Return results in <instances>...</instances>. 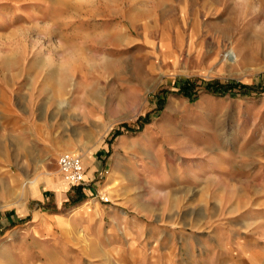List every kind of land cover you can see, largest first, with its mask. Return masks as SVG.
<instances>
[{
  "label": "rangeland",
  "instance_id": "374dc122",
  "mask_svg": "<svg viewBox=\"0 0 264 264\" xmlns=\"http://www.w3.org/2000/svg\"><path fill=\"white\" fill-rule=\"evenodd\" d=\"M0 264H264V0H0Z\"/></svg>",
  "mask_w": 264,
  "mask_h": 264
},
{
  "label": "built area",
  "instance_id": "2783aa9c",
  "mask_svg": "<svg viewBox=\"0 0 264 264\" xmlns=\"http://www.w3.org/2000/svg\"><path fill=\"white\" fill-rule=\"evenodd\" d=\"M58 166L62 178L71 185L82 184L85 180V168L81 157L77 154L65 152L58 158Z\"/></svg>",
  "mask_w": 264,
  "mask_h": 264
},
{
  "label": "crops",
  "instance_id": "0c3cea01",
  "mask_svg": "<svg viewBox=\"0 0 264 264\" xmlns=\"http://www.w3.org/2000/svg\"><path fill=\"white\" fill-rule=\"evenodd\" d=\"M95 171H97L96 167H94V170L91 173H87L85 169V180L92 181ZM43 179H44L45 186H50L52 184V183H49V182H52V179L50 176H44ZM89 192H92L91 189H89Z\"/></svg>",
  "mask_w": 264,
  "mask_h": 264
},
{
  "label": "bare ground",
  "instance_id": "6f19581e",
  "mask_svg": "<svg viewBox=\"0 0 264 264\" xmlns=\"http://www.w3.org/2000/svg\"><path fill=\"white\" fill-rule=\"evenodd\" d=\"M233 54L231 52L229 53V51L226 53L227 57L230 59L229 61L236 62L237 58Z\"/></svg>",
  "mask_w": 264,
  "mask_h": 264
}]
</instances>
